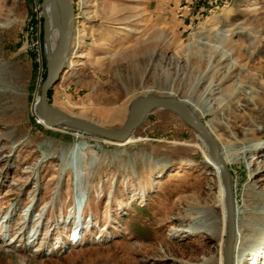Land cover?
Segmentation results:
<instances>
[{
  "label": "rangeland",
  "instance_id": "374dc122",
  "mask_svg": "<svg viewBox=\"0 0 264 264\" xmlns=\"http://www.w3.org/2000/svg\"><path fill=\"white\" fill-rule=\"evenodd\" d=\"M72 1L78 53L49 102L119 128L134 98L172 88L219 142L260 138L228 156L238 200L261 212L243 217L250 240L264 227V0ZM44 2L0 0V264H215L219 241L189 231L221 213L216 171L178 113L154 110L126 144L38 120ZM260 246L237 254L254 264Z\"/></svg>",
  "mask_w": 264,
  "mask_h": 264
},
{
  "label": "water",
  "instance_id": "95a60500",
  "mask_svg": "<svg viewBox=\"0 0 264 264\" xmlns=\"http://www.w3.org/2000/svg\"><path fill=\"white\" fill-rule=\"evenodd\" d=\"M47 2L48 0H45L43 3L45 42L52 24L56 26L60 23V38L58 39V43L53 52L49 51L48 45L46 44L48 72L47 77L42 84L41 98L36 105L38 114L49 126H62L77 129L110 141L121 142L129 140L135 135V131L142 125L144 118L152 109L163 108L178 113L180 117H182L204 138L208 145L211 158L222 167L224 185L227 191L226 202L229 221V234L224 255L226 258V264H232V253L235 239L233 199L229 185V173L225 163L218 154V140L216 137L212 134L206 124L193 111H191L186 104H184L181 98L175 95L167 97L150 95L140 107H136V102H132L129 106V117L126 123L119 128H109L96 121L70 115L53 106L49 102V93L59 80L60 73L66 64L68 53L72 46L74 34V4L72 0H55V2H58L60 16L57 8H55L54 14H51L50 16L46 10ZM55 6L57 5H54V7Z\"/></svg>",
  "mask_w": 264,
  "mask_h": 264
},
{
  "label": "bare ground",
  "instance_id": "6f19581e",
  "mask_svg": "<svg viewBox=\"0 0 264 264\" xmlns=\"http://www.w3.org/2000/svg\"><path fill=\"white\" fill-rule=\"evenodd\" d=\"M58 6V2H55V0H48L47 4H46V10L49 13V15L51 16V14H54L55 8H57L58 14L60 16V10H59V6ZM52 38V39H51ZM60 38V23L58 25H51L50 30H49V34L46 38V42L45 44L48 45V49L50 52H53V50L55 49L57 43H58V39ZM72 49H70L69 53H68V57L69 59L66 61L67 66H71L74 62L72 60L73 57H75V55L78 53L76 47H71ZM229 54V53H228ZM165 97L167 96H177L175 94V92H173L172 88H168L167 90H165ZM152 95V93L150 94V90H147L146 93L144 94V96H139L134 98L130 104L132 102H136V107H140L141 105H143V103L145 102L146 98L148 96ZM41 95L38 99V101L40 100ZM184 104H186V106L193 111L199 118L200 116L198 115V111L199 108L197 107V105L193 104L190 99L188 98H184L181 99ZM38 101L35 103V109H36V116L38 118V120L40 122H42L43 124L47 125L43 118L38 114L36 105L38 103ZM130 106V105H129ZM158 108L152 109L144 118V120L154 111ZM261 109V108H260ZM121 114V112L119 113V115ZM80 117V116H79ZM115 118L119 117H111L110 120H113ZM201 119V118H200ZM143 120V121H144ZM202 120V119H201ZM204 122V121H203ZM98 123V122H97ZM206 124V126L209 128V130L212 132V134L217 138V134L215 129L211 126L210 122H204ZM49 126V125H47ZM49 127H62V126H49ZM66 128V127H63ZM264 130V125L263 127H260L258 125H255V127L252 129V133L255 135L256 133H259L260 131ZM81 131V130H79ZM84 132V131H81ZM87 132H84V134L80 135H86ZM89 134V133H88ZM248 133H246L247 135ZM91 136L94 137H98L96 135H92ZM200 135V134H199ZM201 136V135H200ZM236 136V133H235ZM202 137V136H201ZM202 139L204 140V138L202 137ZM107 140V139H106ZM260 138H253V139H248L247 137H245V139H243L242 141H238L235 137L232 140H227L226 142H222V141H218V154L221 157V159L223 160V162L225 163L228 173H229V185H230V189H231V194H232V199H233V210H234V232H235V239H234V246H233V253H232V264H244V257H241L240 254H237L239 251H241L242 249V243L243 245V249L242 252L245 254V251L248 248H255L260 249V245L264 244V227L263 228H259V230H255L252 238L250 240H243V235L247 233V231H249L250 229H254L252 228V226L250 224H247L246 222H244L243 217L252 215V216H260L261 212H257V213H252L250 211H248L246 209V204H247V200H245V202L241 205L240 201L238 200V196H237V190H236V184L234 182V173L232 172L231 168H230V164H229V159L228 156H230L233 153V147L236 146L237 144H241V145H245V146H251L250 144H257L259 142ZM110 141V140H109ZM132 141V137L127 140V141H121V142H117V143H122V144H126L128 142ZM205 141V140H204ZM206 142V141H205ZM207 144V143H206ZM196 146H199L196 144ZM208 146V145H207ZM209 150V148H208ZM256 151L258 153V155H260V153H264V145H258L256 147ZM72 154H80V147L79 146H75L72 149ZM208 156V155H207ZM206 156L205 161L210 163L211 167L213 168V170L216 171V182L218 184L219 187V195L213 199V205L215 206V208H218V206H220L221 208V213H214L213 216L206 218L205 220L201 219L199 221H196V223L192 226L191 230L189 232L193 233H205L208 236L212 237L215 240L219 241V247H220V252H219V261L215 262V264H226V258L224 255V251L226 248V244H227V237L229 234V221H228V207H227V202H226V197H227V191L224 185V178H223V171H222V167L215 162L210 155V151H209V156H210V160L209 158ZM149 159V158H148ZM257 175H251L252 179L256 178ZM258 182V181H257ZM261 203L264 202V197L261 198L260 200ZM264 208V206H263ZM255 227V226H254ZM197 229V230H196ZM199 229V230H198ZM10 243V242H9ZM205 248V247H204ZM264 248V247H263ZM263 261V262H262ZM264 263V250L261 251V253L258 254L257 259L255 260L254 264H261ZM197 264V263H196ZM198 264H207L206 262H200Z\"/></svg>",
  "mask_w": 264,
  "mask_h": 264
},
{
  "label": "crops",
  "instance_id": "0c3cea01",
  "mask_svg": "<svg viewBox=\"0 0 264 264\" xmlns=\"http://www.w3.org/2000/svg\"><path fill=\"white\" fill-rule=\"evenodd\" d=\"M186 1V0H185ZM181 8H186V11L188 12V14H191V10L193 7L191 5H189V3H186L184 6H182Z\"/></svg>",
  "mask_w": 264,
  "mask_h": 264
},
{
  "label": "trees",
  "instance_id": "16d2710c",
  "mask_svg": "<svg viewBox=\"0 0 264 264\" xmlns=\"http://www.w3.org/2000/svg\"><path fill=\"white\" fill-rule=\"evenodd\" d=\"M51 95V91H50V93H49V96Z\"/></svg>",
  "mask_w": 264,
  "mask_h": 264
},
{
  "label": "built area",
  "instance_id": "2783aa9c",
  "mask_svg": "<svg viewBox=\"0 0 264 264\" xmlns=\"http://www.w3.org/2000/svg\"><path fill=\"white\" fill-rule=\"evenodd\" d=\"M196 1H198V0H196ZM74 237H75V235H73Z\"/></svg>",
  "mask_w": 264,
  "mask_h": 264
}]
</instances>
